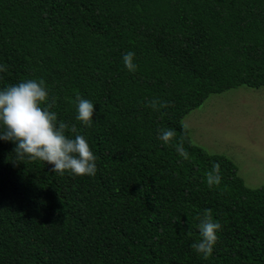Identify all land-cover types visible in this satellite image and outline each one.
<instances>
[{
	"label": "trees",
	"instance_id": "16d2710c",
	"mask_svg": "<svg viewBox=\"0 0 264 264\" xmlns=\"http://www.w3.org/2000/svg\"><path fill=\"white\" fill-rule=\"evenodd\" d=\"M0 65V89L42 79L66 135L97 157L95 176L61 175L0 140V264H264V183L246 185L182 121L210 91L264 85V0H0ZM206 211L222 230L204 259L191 245Z\"/></svg>",
	"mask_w": 264,
	"mask_h": 264
},
{
	"label": "clouds",
	"instance_id": "9594fccd",
	"mask_svg": "<svg viewBox=\"0 0 264 264\" xmlns=\"http://www.w3.org/2000/svg\"><path fill=\"white\" fill-rule=\"evenodd\" d=\"M134 52H127L123 62L129 72H135L137 65L133 62ZM0 65V72L6 71ZM57 97L49 98L45 82L30 79L16 85L0 89V140L15 143L14 153L17 161L27 158L30 161L40 160L53 165L52 172L63 175L66 171L74 176H95L97 173V157L91 150L86 138L76 135L70 138L67 130L75 132V125L70 126L64 121H58L55 111ZM74 103L77 106L76 119L87 127L93 123L94 104L77 94ZM151 107L154 110L167 108L169 104L153 100ZM171 129L159 130V139L165 144L171 143L175 137ZM176 151L184 160L189 159V153L183 147V137L176 146ZM209 188L221 183L220 164L214 162L206 174ZM200 219V239L191 246L204 259L213 253L214 245L218 241L217 232L222 225L215 222L211 212L206 211ZM190 233V230H189Z\"/></svg>",
	"mask_w": 264,
	"mask_h": 264
},
{
	"label": "rangeland",
	"instance_id": "374dc122",
	"mask_svg": "<svg viewBox=\"0 0 264 264\" xmlns=\"http://www.w3.org/2000/svg\"><path fill=\"white\" fill-rule=\"evenodd\" d=\"M182 121L192 142L231 158L246 185L264 183V85L210 91Z\"/></svg>",
	"mask_w": 264,
	"mask_h": 264
}]
</instances>
